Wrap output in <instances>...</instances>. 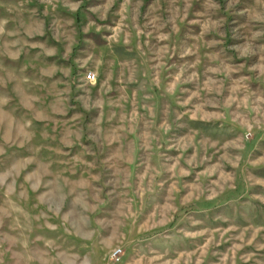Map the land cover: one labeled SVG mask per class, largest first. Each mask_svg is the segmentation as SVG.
I'll use <instances>...</instances> for the list:
<instances>
[{
    "label": "rangeland",
    "instance_id": "obj_1",
    "mask_svg": "<svg viewBox=\"0 0 264 264\" xmlns=\"http://www.w3.org/2000/svg\"><path fill=\"white\" fill-rule=\"evenodd\" d=\"M1 113L0 264H264V0H0Z\"/></svg>",
    "mask_w": 264,
    "mask_h": 264
},
{
    "label": "built area",
    "instance_id": "obj_2",
    "mask_svg": "<svg viewBox=\"0 0 264 264\" xmlns=\"http://www.w3.org/2000/svg\"><path fill=\"white\" fill-rule=\"evenodd\" d=\"M86 78H87V80H93L94 79V74L91 73V72H88L86 74ZM120 252H121L120 250L114 251L112 253V259L115 260V261H118Z\"/></svg>",
    "mask_w": 264,
    "mask_h": 264
},
{
    "label": "crops",
    "instance_id": "obj_3",
    "mask_svg": "<svg viewBox=\"0 0 264 264\" xmlns=\"http://www.w3.org/2000/svg\"><path fill=\"white\" fill-rule=\"evenodd\" d=\"M4 112V111H3ZM3 115H5V114H0V125L3 123L2 121H3V119H4V116Z\"/></svg>",
    "mask_w": 264,
    "mask_h": 264
}]
</instances>
